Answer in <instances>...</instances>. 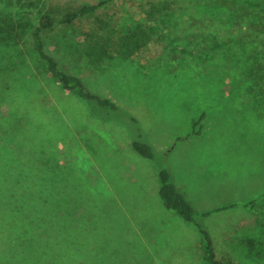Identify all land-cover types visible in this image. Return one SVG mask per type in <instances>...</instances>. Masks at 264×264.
I'll use <instances>...</instances> for the list:
<instances>
[{
	"label": "rangeland",
	"instance_id": "374dc122",
	"mask_svg": "<svg viewBox=\"0 0 264 264\" xmlns=\"http://www.w3.org/2000/svg\"><path fill=\"white\" fill-rule=\"evenodd\" d=\"M227 1L0 0V264L30 234L11 220L8 200L45 154L101 193L104 262L204 264L197 229L162 204L157 166L165 163L180 187L191 184L197 211L217 208L205 220L217 258L264 264V82L255 74L264 59V0ZM96 3L111 29L141 25L151 41L133 53L89 43V16L44 29V50L116 112L61 88L30 40L41 13L58 20ZM126 115L155 161L132 149ZM158 205L182 224L177 239L150 230V206Z\"/></svg>",
	"mask_w": 264,
	"mask_h": 264
},
{
	"label": "trees",
	"instance_id": "16d2710c",
	"mask_svg": "<svg viewBox=\"0 0 264 264\" xmlns=\"http://www.w3.org/2000/svg\"><path fill=\"white\" fill-rule=\"evenodd\" d=\"M228 2L227 0H221ZM230 2V1H229ZM100 3L82 5L76 10L67 12L62 18L54 20L48 12L38 17V24L30 34L34 52L46 64V69L64 90L71 91L77 97L93 101L102 109L116 112L118 106L110 99L92 92L83 79L60 67L59 62L44 50L42 31L58 23H70L75 19L92 16L96 29L87 33L86 40L98 45L105 41L107 45L129 53L137 52L151 41V34L139 25L120 31L111 29L107 21L102 19L96 9ZM168 8L170 3H163ZM264 18V15H262ZM260 23V17H257ZM107 30V36H103ZM256 76L264 82V59L260 62ZM132 121L134 136L132 149L141 157L155 161L152 146L144 139L142 129L136 118L126 115ZM194 124V123H193ZM183 138V137H181ZM177 138V139H181ZM43 152V151H42ZM164 155L166 153H163ZM38 167L25 169L24 182L19 179L23 191L8 200L11 220L20 219L17 226L29 229V236L17 249L10 250L3 264H128L126 262H104L101 250L103 233L101 229V193L93 195L71 166H63L50 154H45ZM159 179V195L163 205L177 212L183 220L192 223L201 238L199 242L204 264H235L230 257L217 258L213 239L205 226V220L217 210L197 211L185 195L177 187L171 170L165 163L157 166ZM3 174H6L2 171ZM21 175V172L18 173ZM22 221V222H21ZM112 234V229H106ZM116 243L106 246L112 258ZM110 248V249H109ZM115 256L121 255L116 247ZM6 256V255H5ZM4 256V257H5ZM146 256L151 260V253Z\"/></svg>",
	"mask_w": 264,
	"mask_h": 264
},
{
	"label": "crops",
	"instance_id": "0c3cea01",
	"mask_svg": "<svg viewBox=\"0 0 264 264\" xmlns=\"http://www.w3.org/2000/svg\"><path fill=\"white\" fill-rule=\"evenodd\" d=\"M175 180V183H176V185H177V187L179 188V190L185 195V197H186V199L188 200V201H190V199H188V196H187V194L186 193H190V190H191V184H189V183H187V182H184V184H183V187L181 186H179L178 185V183H177V177H176V179H174ZM185 185H187L186 186V188L184 187ZM184 188V189H183ZM189 198H191V197H189ZM192 199V198H191ZM163 204V203H162ZM191 204V203H190ZM159 206V205H158ZM164 206V205H163ZM149 207V206H148ZM150 208L152 209L151 210V212H150V215L151 216H147V218L148 219H150L151 220V222H152V225H151V227H150V230H152L153 228L155 229V230H162V231H167L166 232V234H170L169 232H172V233H174V234H172L174 237L172 238V239H177V237H178V233H179V231H180V226L182 225L181 223H179L178 225H174V224H171V222L169 221V220H167L166 219V216H165V214L164 213H160V206L159 207H153V206H150ZM164 208H166L165 206H164ZM167 209V208H166ZM168 210H170V209H168ZM172 211V210H171ZM139 220V218L138 219H136L135 221L137 222V224L139 223L140 224V230L141 229H143V227H142V225H141V223L138 221ZM188 223H190V222H188ZM192 224V223H191ZM193 225V224H192ZM194 226V225H193ZM195 227V226H194ZM196 228V227H195ZM197 229V228H196ZM198 231V230H197ZM199 233V232H198ZM200 238H201V236H200ZM171 240V239H170ZM182 241H184L183 239H181ZM199 242H200V240L198 241V245H199ZM152 249H154L156 246H157V244H154V245H149ZM177 245H176V243H175V247H176ZM199 248H200V246H199ZM201 250V249H200ZM151 251V250H150Z\"/></svg>",
	"mask_w": 264,
	"mask_h": 264
}]
</instances>
